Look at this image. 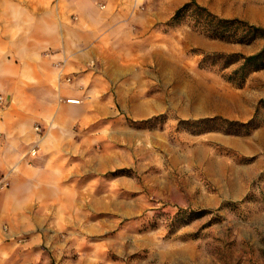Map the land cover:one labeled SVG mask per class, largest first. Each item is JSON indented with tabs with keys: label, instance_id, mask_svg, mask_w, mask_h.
Wrapping results in <instances>:
<instances>
[{
	"label": "rangeland",
	"instance_id": "rangeland-1",
	"mask_svg": "<svg viewBox=\"0 0 264 264\" xmlns=\"http://www.w3.org/2000/svg\"><path fill=\"white\" fill-rule=\"evenodd\" d=\"M196 1L264 27L236 12L260 18L264 0ZM200 28L186 15L127 46L126 74L113 86L121 117L90 128L121 124L127 141L107 148L96 134V160L112 152L119 163L78 179L93 183L96 209L80 215L95 234L52 264H264V69L240 83L232 78L242 61L221 57L256 53L264 38L229 43Z\"/></svg>",
	"mask_w": 264,
	"mask_h": 264
},
{
	"label": "crops",
	"instance_id": "crops-1",
	"mask_svg": "<svg viewBox=\"0 0 264 264\" xmlns=\"http://www.w3.org/2000/svg\"><path fill=\"white\" fill-rule=\"evenodd\" d=\"M186 1L0 0V264H52L64 246L68 253L94 236L95 223L80 215L96 209L93 183L78 179L118 166L112 152L96 160L91 150L96 134L121 148L127 128H90L121 117L113 86L126 74L127 46L167 25Z\"/></svg>",
	"mask_w": 264,
	"mask_h": 264
},
{
	"label": "trees",
	"instance_id": "trees-1",
	"mask_svg": "<svg viewBox=\"0 0 264 264\" xmlns=\"http://www.w3.org/2000/svg\"><path fill=\"white\" fill-rule=\"evenodd\" d=\"M186 15L193 16L200 30L211 39H218L229 43L251 44L259 38H264V27L250 24L239 18H225L220 17L209 10L207 7L199 4L196 0H190L180 7L172 16L170 22L179 23V21ZM248 27L250 36H243L238 34L239 28ZM225 57L226 63L233 64L242 61L241 65L235 70L237 78H232L243 82L247 73L251 71H258L264 69V46L256 53L250 55L242 54H222ZM210 119L199 120V123H208Z\"/></svg>",
	"mask_w": 264,
	"mask_h": 264
},
{
	"label": "built area",
	"instance_id": "built-area-1",
	"mask_svg": "<svg viewBox=\"0 0 264 264\" xmlns=\"http://www.w3.org/2000/svg\"><path fill=\"white\" fill-rule=\"evenodd\" d=\"M53 1H54V3H57L58 0H53ZM66 101H67L68 103H79V100H76V99H68V100H66ZM35 129H36V132H37L38 134L41 133V126H40V125H37V126L35 127ZM38 149H39L38 144H35V145L30 149V151H29V155L32 156V157H35V156L37 155ZM4 177H5L4 175L0 176V186H1L2 183H3V179H4Z\"/></svg>",
	"mask_w": 264,
	"mask_h": 264
}]
</instances>
